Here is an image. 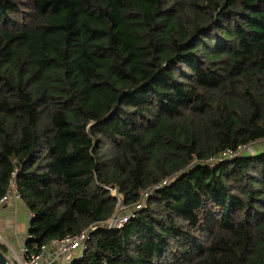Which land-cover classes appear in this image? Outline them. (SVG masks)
Segmentation results:
<instances>
[{"label": "trees", "instance_id": "obj_1", "mask_svg": "<svg viewBox=\"0 0 264 264\" xmlns=\"http://www.w3.org/2000/svg\"><path fill=\"white\" fill-rule=\"evenodd\" d=\"M13 171L32 253L145 200L70 264H264V0H0Z\"/></svg>", "mask_w": 264, "mask_h": 264}, {"label": "built area", "instance_id": "obj_2", "mask_svg": "<svg viewBox=\"0 0 264 264\" xmlns=\"http://www.w3.org/2000/svg\"><path fill=\"white\" fill-rule=\"evenodd\" d=\"M247 148L251 150V147H239L236 154L240 151L246 152ZM252 153V150L249 152ZM235 153H224L223 157L233 156ZM15 172L11 173L10 179L5 193L0 197V207L7 205L13 200H21L19 193L17 192L15 183ZM112 195H115V191H111ZM141 204L137 205L140 208ZM133 213L129 214H115L104 221L91 225L87 229H84L77 235L65 236L61 239H53L47 245L41 247L38 253L30 252L24 245L18 254L14 258L15 262L10 260V264H70L75 258L81 256L82 252L86 248V241L90 232L94 231L97 227H104L109 229H118L122 227L131 217ZM28 220L32 217V214L27 211ZM1 241V236H0Z\"/></svg>", "mask_w": 264, "mask_h": 264}, {"label": "crops", "instance_id": "obj_3", "mask_svg": "<svg viewBox=\"0 0 264 264\" xmlns=\"http://www.w3.org/2000/svg\"><path fill=\"white\" fill-rule=\"evenodd\" d=\"M27 208L20 200L0 207V236L6 245V258L14 259L27 239ZM12 258V259H11Z\"/></svg>", "mask_w": 264, "mask_h": 264}, {"label": "rangeland", "instance_id": "obj_4", "mask_svg": "<svg viewBox=\"0 0 264 264\" xmlns=\"http://www.w3.org/2000/svg\"><path fill=\"white\" fill-rule=\"evenodd\" d=\"M262 145H263L262 142H261V144H260V142H257V143L255 144V147H254L255 149H252V148H251L252 153H255L257 149L259 150L260 147H261ZM246 150H247L248 153L251 151L249 148H247ZM237 154H242V151H240V152L237 153ZM233 156H234V155H233ZM120 199H121V196H118V201H120ZM13 201H14V200H13ZM13 201L9 202L8 204L12 203ZM20 201H21V200H20ZM144 203H145V200L142 201V202L140 203V204H141V207H140V208L144 207ZM4 206H5V205H4ZM4 206H2V207H4ZM140 208H137V205H134V206H131V207H125V206H123L122 204L120 205V203H119V207H118L117 214H129V213H134L135 210L140 209ZM0 243H1L2 245H4V247L6 248V245L4 244L2 238H1ZM6 250H7V249H6ZM11 259H12V258H11ZM8 261L10 262V260H8ZM11 261L15 262L16 260L12 259Z\"/></svg>", "mask_w": 264, "mask_h": 264}, {"label": "water", "instance_id": "obj_5", "mask_svg": "<svg viewBox=\"0 0 264 264\" xmlns=\"http://www.w3.org/2000/svg\"><path fill=\"white\" fill-rule=\"evenodd\" d=\"M0 264H10L8 259L0 251Z\"/></svg>", "mask_w": 264, "mask_h": 264}]
</instances>
